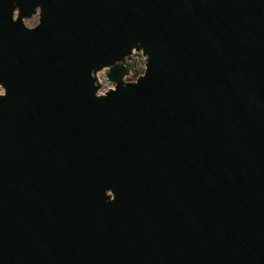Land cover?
<instances>
[{
  "label": "water",
  "instance_id": "water-1",
  "mask_svg": "<svg viewBox=\"0 0 264 264\" xmlns=\"http://www.w3.org/2000/svg\"><path fill=\"white\" fill-rule=\"evenodd\" d=\"M0 86V264H264V0H0Z\"/></svg>",
  "mask_w": 264,
  "mask_h": 264
},
{
  "label": "rangeland",
  "instance_id": "rangeland-1",
  "mask_svg": "<svg viewBox=\"0 0 264 264\" xmlns=\"http://www.w3.org/2000/svg\"><path fill=\"white\" fill-rule=\"evenodd\" d=\"M38 21H39V15L38 14H35L32 17L26 18L24 20L25 24L27 26H30V27L35 26ZM130 59L133 60L135 63V73L129 74L126 77V80H128V81L135 80L140 74H142L144 72L145 61H146V58L142 54V52L134 53L133 56L130 57ZM106 70L107 69H103L98 73V77L102 83V88L99 91L100 94L104 93L109 88L114 87V83L106 77ZM3 91L4 90H3L2 86H0V93H3Z\"/></svg>",
  "mask_w": 264,
  "mask_h": 264
},
{
  "label": "built area",
  "instance_id": "built-area-1",
  "mask_svg": "<svg viewBox=\"0 0 264 264\" xmlns=\"http://www.w3.org/2000/svg\"><path fill=\"white\" fill-rule=\"evenodd\" d=\"M134 53H136V52H134ZM134 53H133V54H134ZM132 56H133V55H132Z\"/></svg>",
  "mask_w": 264,
  "mask_h": 264
}]
</instances>
